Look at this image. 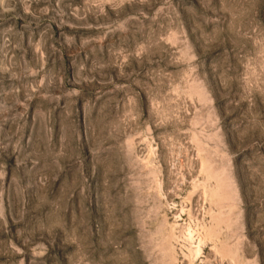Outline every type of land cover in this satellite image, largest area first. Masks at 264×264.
I'll list each match as a JSON object with an SVG mask.
<instances>
[{"label":"rangeland","instance_id":"374dc122","mask_svg":"<svg viewBox=\"0 0 264 264\" xmlns=\"http://www.w3.org/2000/svg\"><path fill=\"white\" fill-rule=\"evenodd\" d=\"M0 264H264V0H0Z\"/></svg>","mask_w":264,"mask_h":264}]
</instances>
